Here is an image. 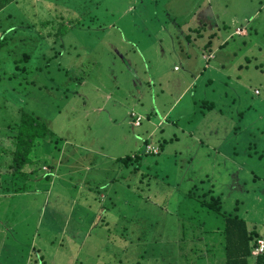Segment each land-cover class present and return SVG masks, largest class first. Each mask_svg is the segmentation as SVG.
Here are the masks:
<instances>
[{
  "label": "rangeland",
  "instance_id": "rangeland-1",
  "mask_svg": "<svg viewBox=\"0 0 264 264\" xmlns=\"http://www.w3.org/2000/svg\"><path fill=\"white\" fill-rule=\"evenodd\" d=\"M8 12L1 30H30L15 29L0 57V264H220L213 221H193L201 241H172L198 185L259 232L254 264L264 252V0H18ZM21 110L50 126L61 151L36 146L22 172H39L13 193L7 125ZM163 115L178 121L164 135L178 139L136 170L117 161L155 139Z\"/></svg>",
  "mask_w": 264,
  "mask_h": 264
},
{
  "label": "trees",
  "instance_id": "trees-1",
  "mask_svg": "<svg viewBox=\"0 0 264 264\" xmlns=\"http://www.w3.org/2000/svg\"><path fill=\"white\" fill-rule=\"evenodd\" d=\"M15 1H18V0H0V18L2 14H4L1 19L7 18V14H9V12L5 14V9L7 8L8 5L14 3ZM78 20H79V17L75 21H78ZM25 27H27L30 30L29 25H20V26L18 25V26L10 27L5 30L4 29L1 30V26H0V57L3 56L4 58H6L5 54L11 55L13 49L10 52L8 50H5V44H7L9 40L10 41L14 40L12 33L16 32L14 31L15 29L20 28L23 31H28L27 29H25ZM20 39H25V37H20ZM211 43L212 41L209 40L206 45L208 46ZM16 47L14 48V50H16ZM30 56H31L30 53H24L23 59L27 62L31 61L32 57ZM32 60H35V58L33 57ZM0 64H1V61H0ZM15 69L17 71H22V72L28 70L27 67L19 66V64L15 65ZM39 69H41V67L38 65L36 66L35 69H33V71H37ZM28 71H31V70H28ZM33 71L31 72L34 73ZM36 85H38V83H36ZM42 87L43 85L39 84V88H42ZM206 107L211 108L212 106L206 105ZM132 112L133 111H131V113ZM141 116H142V119H141L142 121L144 116L143 115ZM131 117H132L131 121L133 122V125H134L135 116H131ZM167 121H169L172 125H178V121H171L166 116V118L164 119V122H162V124L158 128L160 134L155 139L154 137H152V134H150L148 137L144 138L142 142L143 147H141L139 151H135V153L129 154L125 157H119L117 158V161H121L122 163H125V164H132L133 170L134 169L136 170L142 164L144 154L160 155L161 152L166 149L167 145L170 142H173L174 138L176 140L178 139V136L175 133L172 134L173 137H170V136L166 137L164 135L165 132L163 129V125H165ZM7 128L11 129V132L8 135L16 139L15 149L13 151L12 162L10 165L12 169V175L9 178V181L11 182V184L15 185L14 187L15 191L13 193L27 192L28 185L20 184L19 179L22 180L24 177L28 178L32 174L37 175L39 172L38 169L37 170L35 169L34 171H32L31 174L29 173L26 174L25 171L22 172V168L26 164H31L34 162L32 158V152L34 148L36 146H41L45 154L47 153L49 155V154L54 153L56 155L59 151H61V147L59 145L60 138L57 137L52 132L50 126L45 121L40 120L38 116L32 113H29L25 110H21L19 117L17 116L15 119H13L12 122H10L7 125ZM150 145H151V148H148ZM155 148H158L157 152H155ZM60 157H62V154L60 155ZM31 181H34V178H32ZM38 187L42 189V185H39ZM187 197L189 199L190 198L193 199L194 202L197 201L198 204L195 207V204H193V202L191 201L190 209L191 211L194 209V212L191 213V215H188V212L186 214L182 213L181 216L178 215L179 218L176 220L179 223V229H178L179 235H174L172 237V239L177 238L176 240H172L174 242V245L176 244V241L178 240L179 236H180L179 239L181 241L183 242L185 241L183 247L185 246V244L191 245L189 244V242L193 243L194 241L203 240V237H202L203 230L201 231L202 235L194 234L196 233L194 231L197 228L202 227V225H206L205 223L213 221L212 224L216 225L213 232L217 234L222 233L225 239L224 240L225 244L223 247L224 258H221L220 264H250V262L248 261V258L251 256L253 247L257 243L256 235L259 232L256 231L255 229H250L247 226L246 221L243 218H240L238 214L236 213L228 214V213L223 212L222 205H221L222 203L221 198L219 195L215 193V190L212 188V186L208 188H204L201 185L195 186L192 190L188 192V194L186 195V198ZM211 214H213L214 216H211ZM186 215L188 216L186 217ZM193 221L197 222L198 224L197 228H194V226L196 225ZM3 224H4V221H3ZM83 238L84 236L80 237L81 240H83ZM76 239L78 238L76 237ZM165 242L166 241H164V243ZM170 251L173 252V250H170ZM187 256L185 257L184 261L188 260ZM216 257H219V256H216ZM195 258H196L195 264H205L204 255L203 256L199 255ZM211 264H217L215 263L214 258L211 260ZM254 264H264V252L256 256V258L254 259Z\"/></svg>",
  "mask_w": 264,
  "mask_h": 264
},
{
  "label": "built area",
  "instance_id": "built-area-1",
  "mask_svg": "<svg viewBox=\"0 0 264 264\" xmlns=\"http://www.w3.org/2000/svg\"><path fill=\"white\" fill-rule=\"evenodd\" d=\"M133 116H135V121H136V125H139L141 123V119H142V116L141 115H138V114H134L133 113ZM134 121V123H135ZM151 146V145H150ZM151 148V147H150ZM156 151V150H155ZM264 249V242L261 241V244L260 246L258 247V251H262Z\"/></svg>",
  "mask_w": 264,
  "mask_h": 264
},
{
  "label": "crops",
  "instance_id": "crops-1",
  "mask_svg": "<svg viewBox=\"0 0 264 264\" xmlns=\"http://www.w3.org/2000/svg\"><path fill=\"white\" fill-rule=\"evenodd\" d=\"M11 14H12V13H11ZM42 20H43V19H41V21H42ZM235 30H236V29H235ZM235 32H236V31H235ZM176 67L178 68V66H175V70H179V68L177 69ZM188 86H189V85H188ZM187 88H188V87H186V89H187ZM186 89H185V90H186ZM149 118H150V116H149ZM165 118H166V115L161 116V117H160V121H159L157 124H160L161 122H164V119H165ZM157 124H156V125H157ZM158 128H159V127H158ZM96 214H97V213H96Z\"/></svg>",
  "mask_w": 264,
  "mask_h": 264
}]
</instances>
